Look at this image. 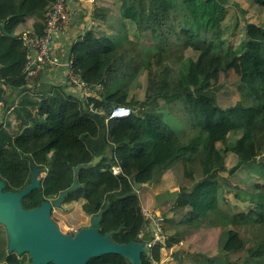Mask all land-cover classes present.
Segmentation results:
<instances>
[{"label": "trees", "instance_id": "obj_1", "mask_svg": "<svg viewBox=\"0 0 264 264\" xmlns=\"http://www.w3.org/2000/svg\"><path fill=\"white\" fill-rule=\"evenodd\" d=\"M53 2L0 0L5 191H21L34 168L40 170V188L21 201L31 210L69 188L74 169L86 165L78 174L80 188L62 207L79 203L85 216H100L99 234L117 244L141 241L155 230L142 215L138 189L153 185L166 192L152 212L167 241L142 255V264L161 263L184 243L189 249L178 264H234L240 252L242 264H264V163L257 162L264 155V0H94L81 20L95 23L83 24L70 49L73 73L86 91L68 80L45 82L42 68L25 71L21 37L43 33ZM172 39L184 41L181 51L173 53ZM231 86L240 100L225 104ZM26 93L39 99L38 117L12 139L6 118ZM90 105L101 113H89ZM119 106L131 115L107 121ZM176 108L180 117L172 113ZM229 158L235 163L226 170ZM177 165L191 180L189 188L174 190ZM224 171L230 185L248 184L237 191L239 208L228 204L215 179ZM232 237L239 247L225 251ZM214 252L221 259L210 256ZM30 263L28 254L7 252L0 230V264ZM87 264L130 263L108 255Z\"/></svg>", "mask_w": 264, "mask_h": 264}, {"label": "water", "instance_id": "obj_2", "mask_svg": "<svg viewBox=\"0 0 264 264\" xmlns=\"http://www.w3.org/2000/svg\"><path fill=\"white\" fill-rule=\"evenodd\" d=\"M16 38L17 36H12ZM106 157L110 156L106 147ZM102 157H95L91 163L97 165ZM245 161L243 164L250 163ZM264 163V156L257 159ZM86 165H78L73 171V181L69 188L59 192L53 200H47L40 206L25 210L21 201L33 190L40 188L38 179L40 170L34 168L31 182L19 192L5 191L0 181V226L4 229L7 240V252L17 255L28 254L30 264H87L92 259L108 255H118L130 264H142L141 256L148 253L147 245L153 234L141 241L127 244L115 243L110 234L100 235L98 228L100 216L90 218V225L75 234H64L52 219L54 210H61L64 199L80 188L78 174ZM181 251L174 252V260L180 261Z\"/></svg>", "mask_w": 264, "mask_h": 264}, {"label": "rangeland", "instance_id": "obj_3", "mask_svg": "<svg viewBox=\"0 0 264 264\" xmlns=\"http://www.w3.org/2000/svg\"><path fill=\"white\" fill-rule=\"evenodd\" d=\"M244 3H247V0H242ZM94 2V0L90 1V2H86L85 3V9H87V5H90ZM259 20V19H258ZM260 22H262V20H259ZM90 25L95 23V20L93 21L92 19H89ZM85 23V21L83 22V24ZM86 24V23H85ZM84 24V25H85ZM107 25V23H106ZM104 30L106 29V27H102V26H97V29H101ZM171 50L173 51V53H176L178 51H181L183 49L184 45V41L179 40L176 41L175 39L171 40ZM184 55H189V52L187 50L184 51ZM75 87V86H74ZM72 89L68 86V92L73 93L71 91ZM227 93H224L225 95H223L224 97H227L225 100V104L229 103L232 104L234 102H236L237 100H240V95L238 91L233 92L232 91V86L226 90ZM76 95V93H73ZM217 96L219 98H221V92H217ZM172 113L177 116L180 117V111L179 108H176L175 110L172 111ZM264 156V155H262ZM261 157V156H260ZM235 163V162H234ZM233 163V159L229 158L226 164V170L234 164ZM196 173H199V170H196ZM175 176H176V180H177V188L174 190H178V189H182V188H189L192 185L191 180H189L184 173V170L182 167H180L179 165H177L175 167ZM196 176H198V174H196ZM228 178L227 174L225 173H218L217 176H215V179H217L222 187L223 193L225 194L224 197L225 199L228 201V204L234 208H239L240 206V202L238 201V199L236 198L237 195V191L242 190L245 191L248 188V184H229L226 179ZM138 196L140 198V203H141V210H149V211H153L152 207H155V199L156 198H161L162 195L164 193H166L165 191H158L155 189V186L150 185L147 187H143L141 189H138ZM147 201L148 203H146V207L144 206V202ZM149 207V208H147ZM52 219L59 225L60 230L64 233H70L72 232L73 234H75L76 232H78L80 229L84 228V227H88L90 225V217L85 216L81 210H80V205L79 203H70V204H66L65 206L62 207L61 210H54L52 212ZM0 230H4L1 226H0ZM5 234V231H4ZM163 238V242L167 241V238L165 236L162 235ZM239 247V243H238V239L232 237V240L230 241V243L227 246V250L228 251L230 249H237ZM183 248V251L186 250L187 248L189 249V245L184 243V245L181 247ZM206 248L203 249V251H205ZM181 251L180 253V261L182 259H184L186 257V254L181 250V249H170L167 254L166 257L164 259V261H162L161 263L163 264H178L179 262H176L174 260V252L175 251ZM173 254V255H172ZM215 252L210 254V256L212 257H216L217 259H221L218 256H215ZM239 256V257H238ZM238 260L235 261L234 264H242V262L245 261V255L244 253L242 254L241 252L238 254ZM237 262V263H236ZM209 264H213V263H209ZM219 264H223L221 261H219ZM250 264H255L254 262H250Z\"/></svg>", "mask_w": 264, "mask_h": 264}, {"label": "built area", "instance_id": "obj_4", "mask_svg": "<svg viewBox=\"0 0 264 264\" xmlns=\"http://www.w3.org/2000/svg\"><path fill=\"white\" fill-rule=\"evenodd\" d=\"M69 11L66 6V0H54L51 5V9L47 14L46 24L43 30V33L40 36H37L33 31L25 32L21 37L22 47L27 49L26 54V65L25 71L28 75H31L33 69H40L47 66L52 67H65L66 80L74 84L75 86L86 91L84 84L74 75L73 73V57H70L65 63H62L58 54L53 50V35L55 32L62 30L69 23ZM3 107V104L0 102V110ZM98 112L92 105H90L89 113ZM131 115V110L128 107H114L111 109L108 120L111 119H122L127 118ZM144 218L151 220L155 223V230L153 232V239L147 245L148 250L156 245L157 243H162L164 240L160 233L158 223L153 218V212L149 210H141ZM150 264H163L155 262L149 259Z\"/></svg>", "mask_w": 264, "mask_h": 264}, {"label": "crops", "instance_id": "obj_5", "mask_svg": "<svg viewBox=\"0 0 264 264\" xmlns=\"http://www.w3.org/2000/svg\"><path fill=\"white\" fill-rule=\"evenodd\" d=\"M91 0H70L69 3V23L62 30L55 32L53 35V50L60 57L62 63H65L70 57V49L75 43V37L79 35L83 26L82 15L85 11V3ZM93 1V0H92ZM80 21L76 22L78 19ZM86 27L90 25V22H86ZM43 79L50 84H62L66 81L65 67H52L49 69L42 68ZM73 93H77L76 89L71 88ZM39 112V99L36 96H32L26 93L22 96V99L10 110L6 120L9 122V128L5 129L6 132L14 137L19 136L24 130L33 127ZM2 117L0 115V123ZM28 120V123L23 126V122ZM142 203V202H141ZM148 203L144 202V206ZM143 205V203H142ZM146 207V206H145ZM149 208V207H147ZM153 208V207H152ZM160 213V212H158ZM157 213V214H158ZM159 215V214H158Z\"/></svg>", "mask_w": 264, "mask_h": 264}]
</instances>
